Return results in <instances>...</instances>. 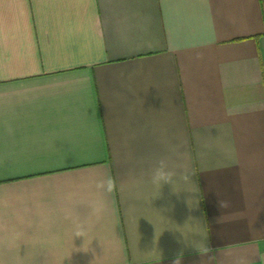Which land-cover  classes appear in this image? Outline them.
Segmentation results:
<instances>
[{
  "label": "crops",
  "instance_id": "1",
  "mask_svg": "<svg viewBox=\"0 0 264 264\" xmlns=\"http://www.w3.org/2000/svg\"><path fill=\"white\" fill-rule=\"evenodd\" d=\"M162 139L198 194L153 198ZM109 175L115 190L98 192ZM181 253L264 264V0H0V264Z\"/></svg>",
  "mask_w": 264,
  "mask_h": 264
},
{
  "label": "clouds",
  "instance_id": "2",
  "mask_svg": "<svg viewBox=\"0 0 264 264\" xmlns=\"http://www.w3.org/2000/svg\"><path fill=\"white\" fill-rule=\"evenodd\" d=\"M8 133H9V135H12L13 129L9 128ZM161 143H163L165 145V151H166V153H169V154L162 155L158 160H156L154 162V164L152 165V167L150 169L149 178L146 182L149 183L151 186H153L157 190V195L154 196L153 198L162 197V195H163L162 189L165 185H169L171 187L172 194L176 195L177 197H179V195L181 193L198 194L199 192L195 191L192 188V185L196 184L192 179L193 174L196 172L190 170L187 167V165L177 164L172 160L170 153L175 152V150H176L175 146L168 144V142L164 139L161 140ZM138 182L139 183H145V181L143 179L139 180ZM179 185H183V187H180ZM94 187L98 192H109L110 193V192L115 190L116 181L114 180L113 177H111L109 175V176H106L104 178H101L99 180L94 181ZM217 196L220 197L219 194H217ZM193 200H198V199L196 198V196H190L187 199V203H188L189 208H193L190 206V202ZM218 205L221 209H229L232 206L230 200L223 199L221 197L218 200ZM102 212H103V203H102V201H97L93 205V213L99 219ZM65 219L68 220L72 224V240L74 241L75 238H80V237H82L84 239V242H83L81 248L78 250L86 252V253L89 251H92L93 255H95L94 249L90 248L92 240L89 241V239H88L87 222L84 220H81L74 213V211H72L70 209L66 210ZM189 220H193V219L190 217ZM169 221L172 222L171 220H169ZM188 222H186L185 225ZM175 225H176L175 229H172V228H166V229L172 230V231H179L180 233H182V235L184 236V242L186 244H190L192 247H194L199 252V254L201 256H206L211 251V249L206 245V240H191L188 237H186L183 232L180 231V228H182L181 226H179L177 224H175ZM166 229H164V231ZM158 239H157V241H158ZM99 242L103 246V244L100 240H99ZM97 258L98 257H96V259H94L93 261H90V264H96ZM182 258H183V256L181 253L180 255H178L175 258L173 264H181ZM211 259H215V257L213 256V257H211ZM260 259H264V257H260ZM243 264H254V261H246V262H243Z\"/></svg>",
  "mask_w": 264,
  "mask_h": 264
}]
</instances>
